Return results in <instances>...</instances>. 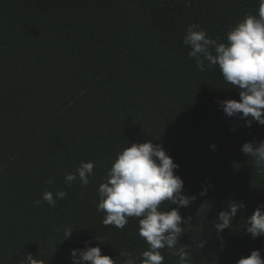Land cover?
Instances as JSON below:
<instances>
[{
	"label": "trees",
	"instance_id": "1",
	"mask_svg": "<svg viewBox=\"0 0 264 264\" xmlns=\"http://www.w3.org/2000/svg\"><path fill=\"white\" fill-rule=\"evenodd\" d=\"M258 7V0H0L1 264L29 253L43 264H71L70 251L88 240L116 264H124L121 251L139 264L148 245L137 219L122 230L105 226L96 190L117 153L148 140L179 166L181 195L195 197L180 208L192 217L179 241L189 246L187 264H237L264 251V236L253 240L245 230L264 204V169L241 152L264 141V126L225 116L217 101H239L238 90L218 68L199 72L182 43L190 24L226 42L229 26ZM81 162L94 164L91 183L66 187L65 174ZM61 190L67 196L55 207L42 200ZM229 201L246 207L218 234L213 222ZM65 227L73 229L66 241ZM196 239L207 243L199 249ZM161 252L164 264H178Z\"/></svg>",
	"mask_w": 264,
	"mask_h": 264
},
{
	"label": "clouds",
	"instance_id": "2",
	"mask_svg": "<svg viewBox=\"0 0 264 264\" xmlns=\"http://www.w3.org/2000/svg\"><path fill=\"white\" fill-rule=\"evenodd\" d=\"M258 3L256 15L246 14L234 27L229 26L226 42L210 37L199 24H190L182 41L190 49L188 59L194 60L199 72L218 68L223 80L238 90L239 101L223 100L217 104L226 117L237 118L248 128L253 123L264 126V0H258ZM231 130L235 131V128ZM210 147L215 151V145ZM241 152L249 156L258 168L264 169V141L244 143ZM178 167L162 144H154L152 140L132 143L117 153L96 190L99 200L96 211L103 214L105 226L122 230L130 218L137 219L138 235L148 245L147 250L140 253L139 264H164L163 249L177 256L178 264H187L189 246L182 247L179 241L184 231L181 224H190L192 217H182L180 208L188 207L195 197L181 195L184 182L175 174ZM93 174L94 164L81 162L75 172L65 174L64 184L70 188L79 179L80 184L86 187ZM47 183L52 184L53 180L49 179ZM206 194L207 189L201 192V195ZM66 196L62 190L55 194L46 191L42 200L55 207L57 200ZM41 202L40 199L34 201L36 206ZM164 203L177 207L164 211L161 208ZM245 207L243 202L229 201L227 208L220 211L213 222L217 233L229 229L237 212ZM245 230L253 240L264 236V204L259 205L246 220ZM72 233L71 227H65L64 241ZM95 240L100 245L104 244L98 236ZM193 242L199 249L207 243L199 239ZM91 243V240L84 241L83 248L70 251L71 264H116V260L102 255L100 246L90 247ZM119 256L124 258V264H137V257L130 252L121 251ZM19 264H43V261L34 259L29 253L26 258H21ZM237 264H264V251L252 250Z\"/></svg>",
	"mask_w": 264,
	"mask_h": 264
},
{
	"label": "rangeland",
	"instance_id": "3",
	"mask_svg": "<svg viewBox=\"0 0 264 264\" xmlns=\"http://www.w3.org/2000/svg\"><path fill=\"white\" fill-rule=\"evenodd\" d=\"M0 264H1V261H0Z\"/></svg>",
	"mask_w": 264,
	"mask_h": 264
}]
</instances>
